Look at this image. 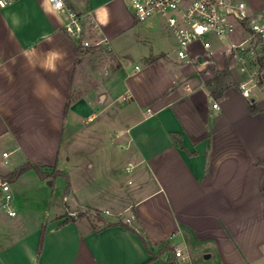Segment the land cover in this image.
<instances>
[{
    "label": "crops",
    "instance_id": "0c3cea01",
    "mask_svg": "<svg viewBox=\"0 0 264 264\" xmlns=\"http://www.w3.org/2000/svg\"><path fill=\"white\" fill-rule=\"evenodd\" d=\"M68 1L86 14L85 39L108 45L83 47L65 32V13L46 0L0 9V176L28 161L59 167L63 138L100 116L113 137L98 141L103 134L94 128L86 138L98 142L92 153L110 166L109 199L120 204L119 217H107L109 209L99 210L98 221L70 218L57 205L52 211L56 182H18L29 170L10 182L16 215L2 208L0 190V264H164L169 253H152L166 243L188 257L199 245L221 264H264V86L245 97L239 81L246 75L230 61L235 83L213 99L206 86L212 71L180 60L159 15L150 19L165 20L168 38L155 27L143 64L130 68L122 56H132L128 33L140 21L127 0ZM244 1L264 21V0ZM227 43L213 45L217 69L229 57ZM196 47L205 52L201 42ZM50 49L61 53L55 70L46 67ZM124 171L127 186L118 177ZM67 173V211L95 210L91 185L80 193Z\"/></svg>",
    "mask_w": 264,
    "mask_h": 264
},
{
    "label": "built area",
    "instance_id": "2783aa9c",
    "mask_svg": "<svg viewBox=\"0 0 264 264\" xmlns=\"http://www.w3.org/2000/svg\"><path fill=\"white\" fill-rule=\"evenodd\" d=\"M19 0H0V9L6 8ZM49 9L55 13H65L63 27L65 32L79 40L83 47L100 48L108 45L107 39L91 42L85 39L86 14L77 11L68 0H46ZM139 21H147L154 16H162L177 41V56L182 62L194 63L199 67L210 69L213 73L216 50L210 39L211 34L227 39L224 51L231 57V65L236 66L246 75L239 81V88L245 97H251L253 89L264 86V21L258 15L251 14L244 0H127ZM238 27L248 34L239 42L233 40ZM251 31L259 34L256 37ZM201 42L205 52L197 51ZM107 48H109L107 46ZM197 51V52H196ZM128 100V96L123 97ZM214 107L220 108L218 101ZM150 110V109H149ZM7 156V152L4 153ZM134 167L128 163L126 169ZM130 183H132L130 181ZM1 206L8 215L17 214L14 208V193L7 179H0ZM66 199V197H65ZM109 214V210H105ZM76 215V212H70ZM176 257L181 261L188 256L179 248L175 249Z\"/></svg>",
    "mask_w": 264,
    "mask_h": 264
},
{
    "label": "rangeland",
    "instance_id": "374dc122",
    "mask_svg": "<svg viewBox=\"0 0 264 264\" xmlns=\"http://www.w3.org/2000/svg\"><path fill=\"white\" fill-rule=\"evenodd\" d=\"M129 7L131 8V10H133L130 5ZM139 26H141L143 29H140ZM155 27H159V30L157 31L160 36L165 39L168 38L167 31L169 29H167L165 20L161 17H157L155 19H150L147 21H140L137 27L129 31L128 34H130L132 38L131 48H129L132 56H122V59L123 62H126V64H128L130 68H134L136 64H143V59L147 55L149 48L152 47V41L149 34H154ZM248 36L249 34L247 32L237 29V32H235L233 38L235 41H239L241 38H247ZM210 39L213 42V45L217 48L221 43L224 44L227 42V39H225L224 37L220 39L215 34H211ZM100 118L101 117L99 116L92 125L85 127L73 138H63L59 155V157L61 158L59 160V168L63 170L67 169L66 171L71 173L76 190L78 192H82L83 187L86 185V183L88 185H91L90 193L93 197L92 205L95 210L87 209L85 211H81L80 209L67 211L66 203L63 201V196L66 194V180L65 177L58 176L56 179H50L51 181L56 182L55 185L52 186V191H54L55 195V200L52 201V211L55 205H57L61 207L62 211H66L65 214H67V216L70 218L89 214L94 217V221H98L101 218V213L99 210L102 211L105 209H109V211L111 212V215H107V217L109 218L118 216L117 213L119 210H117V207H119L120 204L115 202V200L109 199L112 196V194H110L109 196L108 190L109 186L112 184L111 182H108V180L112 178L110 166L108 162L102 161L99 155L92 153V151L97 148L96 145L98 142H96L95 139L86 138L88 134L87 132H89V130H94V128H97L99 130V133L103 134L102 138L98 141L103 140V142H105L108 140V137H113L112 132L110 133L111 130L107 129L108 127L110 128L111 124L109 125V122L107 120H105V122L101 121ZM118 150H120L119 152L122 153L121 161L126 160V157L123 156V150L120 147L118 148ZM67 151H70L69 153L72 155L71 161L66 160L64 156ZM1 154L2 146H0V155ZM8 160L11 161V158H9ZM90 164H94V167H92ZM3 165L12 168L11 164ZM125 165L126 161L124 162L123 167H125ZM38 176L39 175L37 171L33 170L29 174L21 178L18 182H39ZM127 176L128 175L126 171H124L123 173L119 172L118 174V177L120 178L119 180L121 181L120 183H123L126 186L128 184ZM0 179H6V177L0 176ZM82 179L90 180L92 182H80ZM99 180L103 182H96ZM47 182H49V180H47ZM69 203H72V199L69 201ZM70 212H76L77 214L71 215ZM207 253L209 252L204 250L202 246H193L189 254L190 256L187 258V260L181 261V264H221L217 253H215L210 258H206ZM184 254L186 255L187 252L184 251Z\"/></svg>",
    "mask_w": 264,
    "mask_h": 264
},
{
    "label": "trees",
    "instance_id": "16d2710c",
    "mask_svg": "<svg viewBox=\"0 0 264 264\" xmlns=\"http://www.w3.org/2000/svg\"><path fill=\"white\" fill-rule=\"evenodd\" d=\"M251 34H253L256 37H260L259 34H257L254 31H251ZM230 61H231V57L229 56L226 58L225 67L223 69L214 68L212 77L206 80V86L208 87V90L210 91V94L213 97V99L223 96L225 91L235 83L233 80L232 71L229 68ZM174 138L176 143L179 145L180 144L179 137L177 135H174ZM29 170L37 171L41 179H47V178L56 179L58 176H63L65 177L66 180L67 189L70 187L69 174L63 171L62 169H60L57 166V164L48 166L43 163L28 161L23 165L15 168L7 175H4V177H6L8 181L14 182L21 175H23ZM118 223L128 227L131 230H134L132 227L128 226L127 223H124L122 221H119ZM44 230H45V226H43V232ZM141 238L143 242L146 244V246H148L147 239L143 235H141ZM164 253H169L167 258L164 260V264H179L175 254V249L169 243L164 244V246H162V248L158 251V253H152L153 254L152 257L156 258Z\"/></svg>",
    "mask_w": 264,
    "mask_h": 264
},
{
    "label": "clouds",
    "instance_id": "9594fccd",
    "mask_svg": "<svg viewBox=\"0 0 264 264\" xmlns=\"http://www.w3.org/2000/svg\"><path fill=\"white\" fill-rule=\"evenodd\" d=\"M50 55L52 56V62L48 63L46 67L50 70H55V60L60 58L61 53L57 50L50 49L49 50Z\"/></svg>",
    "mask_w": 264,
    "mask_h": 264
},
{
    "label": "water",
    "instance_id": "95a60500",
    "mask_svg": "<svg viewBox=\"0 0 264 264\" xmlns=\"http://www.w3.org/2000/svg\"><path fill=\"white\" fill-rule=\"evenodd\" d=\"M208 257H210V254H207V255H206V258H208Z\"/></svg>",
    "mask_w": 264,
    "mask_h": 264
}]
</instances>
